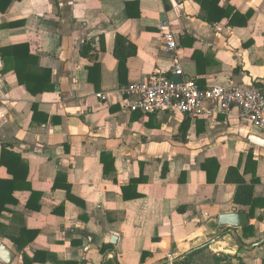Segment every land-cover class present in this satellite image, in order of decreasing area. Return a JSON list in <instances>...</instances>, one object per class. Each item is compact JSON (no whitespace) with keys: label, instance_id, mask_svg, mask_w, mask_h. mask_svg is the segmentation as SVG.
Returning a JSON list of instances; mask_svg holds the SVG:
<instances>
[{"label":"crops","instance_id":"obj_1","mask_svg":"<svg viewBox=\"0 0 264 264\" xmlns=\"http://www.w3.org/2000/svg\"><path fill=\"white\" fill-rule=\"evenodd\" d=\"M220 5L249 17L247 24L209 23L197 0H13L0 12V48L28 43L55 86L33 95L0 56V178H13L1 164L3 147L29 167L27 186L15 191L17 202L0 224L14 227L16 213L39 232L25 252L46 253L47 261L33 264H107L115 257L119 264H166L196 249L193 264H264V243L249 247L264 239V148L249 137L264 133L236 111L206 120L123 105V87L156 71L204 88H264V0ZM163 21L176 32L183 77L172 73L173 57L157 39ZM118 34L138 47L122 80ZM96 62L99 88L89 71ZM203 164L211 173L219 166L213 181ZM231 166L247 182L259 180L253 215L234 200L237 185L226 182ZM232 212L248 213L252 234L219 225V216ZM1 244L15 252L12 264H25L2 233Z\"/></svg>","mask_w":264,"mask_h":264},{"label":"trees","instance_id":"obj_2","mask_svg":"<svg viewBox=\"0 0 264 264\" xmlns=\"http://www.w3.org/2000/svg\"><path fill=\"white\" fill-rule=\"evenodd\" d=\"M13 0H0V12H5L10 6ZM200 3L202 9V18L209 23H219L224 18H229L231 25L238 24V19L241 20L240 24L246 25L248 18L244 17L238 12H234L232 8H224L220 5L221 0H197ZM129 5V3H128ZM166 8L168 6L166 5ZM92 51V47L86 45L82 46V55L89 56ZM138 47L129 41L123 35L118 34L116 36L114 56L119 61V75L120 79L124 77L127 72V60L137 55ZM0 56L2 61L5 63L4 70H12L18 77L20 84L25 85L30 93L37 95L47 91H53L55 89L52 83V70L43 68L39 65L38 57L34 56L30 51L28 43H20L0 48ZM194 57L197 60L198 67L200 68V58L198 57L197 51L194 53ZM100 66L96 62L89 68L91 80L95 81L96 87L99 88V84L94 80V73L99 70ZM198 84V81L196 82ZM199 85V84H198ZM205 89L204 86L199 85ZM189 125L184 123L182 130L186 133ZM252 155H248V159H251ZM1 164L6 167L7 171L13 175V178H0V217L5 211H7L8 204H14L17 202L14 196L15 191L24 189L27 185L24 183L28 175V163L22 158V156L16 152L9 150L7 147H3L1 155ZM202 169L207 172L209 182L213 181L219 166H215V172L211 173L210 168L203 164ZM163 176H166L163 173ZM259 180L253 178L249 183L245 179L244 175L240 172L239 166H231L226 176V182L237 185L235 193V202L241 205L251 207V215L257 205V199L255 198V185ZM68 193L70 191L68 190ZM31 207L38 208L34 204L29 202ZM183 210V208H181ZM14 217L18 223L14 227H5L0 224V233L7 238L16 249L20 250L23 254V260L25 264H33L34 262H45L47 257L46 253L35 252L33 258H30L25 252L26 247L37 238L39 232L36 230L28 229L22 216L14 213ZM253 233V227L247 225L244 227V235H250ZM109 247H103L102 251L107 250ZM199 251V249L193 250L190 253L185 254L182 258L174 260L172 263L166 264H193V256ZM148 253H143L142 259L144 260ZM69 264V263H65ZM107 264H119L117 257L109 260Z\"/></svg>","mask_w":264,"mask_h":264},{"label":"built area","instance_id":"obj_3","mask_svg":"<svg viewBox=\"0 0 264 264\" xmlns=\"http://www.w3.org/2000/svg\"><path fill=\"white\" fill-rule=\"evenodd\" d=\"M157 39L173 57L172 73L183 77L184 69L180 46L169 21L159 26ZM126 110H139L143 114L165 111L180 112L188 118L214 119L217 115L231 116L238 112L242 120L264 133V88L212 84L201 88L195 81L173 79L165 72L151 73L148 78L130 82L122 89ZM103 97L102 94H99Z\"/></svg>","mask_w":264,"mask_h":264},{"label":"water","instance_id":"obj_4","mask_svg":"<svg viewBox=\"0 0 264 264\" xmlns=\"http://www.w3.org/2000/svg\"><path fill=\"white\" fill-rule=\"evenodd\" d=\"M250 141L259 146L264 148V137L256 134H251L249 137ZM249 224V215L246 212H232L227 214H222L219 216V225H229L231 227L230 232L233 231L232 228L237 227H245ZM116 239L113 238L112 241ZM264 243V239L249 246L252 249L255 246L261 245ZM16 254L15 252L10 249L7 245L1 244L0 245V260L3 261L5 264H12Z\"/></svg>","mask_w":264,"mask_h":264}]
</instances>
